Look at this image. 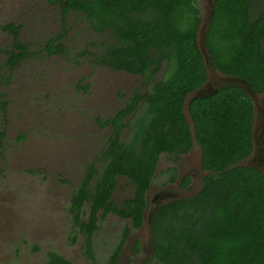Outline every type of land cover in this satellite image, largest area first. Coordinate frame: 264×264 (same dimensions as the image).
<instances>
[{
	"label": "trees",
	"instance_id": "1",
	"mask_svg": "<svg viewBox=\"0 0 264 264\" xmlns=\"http://www.w3.org/2000/svg\"><path fill=\"white\" fill-rule=\"evenodd\" d=\"M50 2L60 8L62 28L44 43L48 54L65 53L67 15L80 13L91 31L109 38L89 42L101 48L99 53L84 48L79 55L89 54L94 65L138 75L146 86L144 93L141 87L133 90L108 120L113 131L96 157L99 165L92 160L85 166L68 208L71 241L80 231L84 253L95 262L94 232L100 220L114 213L128 221L106 260L118 264L131 227L137 230L145 221L146 192L160 155L176 162L196 143L205 172L200 188L157 208L151 223L153 254L144 264H264V172L241 164L254 149L252 98L239 86L221 85L190 102L193 131L185 117L189 93L208 79L197 43V1ZM2 27L14 35L5 50V66L12 70L29 51L20 26ZM205 44L215 72L240 77L254 93L264 94V0H213ZM5 133L0 130V148ZM166 172L164 184L177 179L175 165ZM119 176L132 186V195L120 204L111 198ZM188 183L186 178L183 185ZM133 251H140L139 243ZM48 264L72 263L50 252Z\"/></svg>",
	"mask_w": 264,
	"mask_h": 264
},
{
	"label": "rangeland",
	"instance_id": "2",
	"mask_svg": "<svg viewBox=\"0 0 264 264\" xmlns=\"http://www.w3.org/2000/svg\"><path fill=\"white\" fill-rule=\"evenodd\" d=\"M196 1L202 8L205 0ZM8 23L20 26V39L29 51L12 70L5 66V50L14 40L2 27ZM66 25L65 53L50 55L44 43L61 32L59 6L50 0H0V130H6L0 149V264H46L51 250L73 264H106L128 223L113 214L101 220L94 236L95 262L84 254L82 235L71 241L69 197L108 134V128L98 126L95 117L110 115L120 101L118 93L128 94L140 85L141 78L94 65L89 54L79 55L84 48L99 53L101 48L89 42L109 38L108 33L91 31L80 13L70 11ZM216 74L212 73L211 87L219 82ZM257 105L261 108L264 99ZM200 154L194 143L180 158L177 167L183 178L196 173ZM171 165L161 154L148 191L151 206L155 202L150 199L161 190L179 191L177 183L164 184ZM117 181L112 199L120 204L132 195V186L126 177L119 176ZM200 184L197 181L181 194H195ZM150 239L147 224L132 229L119 264H139L150 254ZM136 243L140 251L135 254Z\"/></svg>",
	"mask_w": 264,
	"mask_h": 264
},
{
	"label": "flooded vegetation",
	"instance_id": "3",
	"mask_svg": "<svg viewBox=\"0 0 264 264\" xmlns=\"http://www.w3.org/2000/svg\"><path fill=\"white\" fill-rule=\"evenodd\" d=\"M106 67V66H105ZM109 68V67H108ZM111 69V68H110ZM10 70V69H9ZM116 71V70H115ZM123 72H125V71H123ZM126 73H128V72H126ZM128 74H130V73H128ZM130 75H133V76H135L134 74H130ZM141 78V77H140ZM217 79H218V76H217ZM216 80V79H215ZM211 81H213V80H211ZM220 82H221V80H219V82H218V80H217V82H215V83H213L214 85L212 86V87H217L219 84H220ZM141 85V86H140ZM140 85L139 86H134L133 88H131L130 89V91H129V93L128 94H123V93H118V94H120V101H119V103H118V105H117V108L110 114V115H108V116H106V117H103V116H96L95 117V122L97 123V125L98 126H100V127H102V128H108V134L104 137V141L102 140V141H100V146H99V149L97 150V153L91 158V160L90 161H94L95 160V165H96V167L99 165V162H97L96 161V157H97V155L100 153V150L101 149H104L105 147H106V144H107V138H108V136H109V134H111L112 133V131H113V126H112V124H111V122H109L108 120L111 118V117H113L114 115H115V113L119 110V108H121L122 106H123V104L125 103V101L127 100V98L130 96V94L133 92V90H135L137 87H141V91H142V93H144L145 91H146V86L145 85H142V79H141V83H140ZM258 101V100H257ZM125 121H126V118H125ZM255 132H254V149H253V151H252V153L245 159V160H243V161H245L247 164H249V166H255L256 164L258 165V166H260V167H262V168H264V105L261 107V108H258V105H257V108H256V112H255ZM126 132H127V128H125L124 130H123V136H125V134H126ZM6 134V133H5ZM21 135V134H20ZM20 135H18V138H19V136ZM5 137V136H4ZM21 138H23V137H21ZM20 138V139H21ZM122 139H123V137H121ZM3 144H4V138H3ZM2 147H3V145H2ZM1 147V148H2ZM0 148V149H1ZM192 149V148H191ZM190 149V150H191ZM200 149V148H199ZM187 154V153H186ZM183 155H185V154H181L180 156H179V159L176 161V162H173V161H171L172 163H173V165H175L176 167H177V163H178V161L180 160V158L183 156ZM159 160V159H158ZM89 161V162H90ZM88 162V163H89ZM158 163V162H157ZM86 166V165H85ZM84 169H85V167H84ZM84 172V171H83ZM204 171L202 170V168H201V154H200V161L198 162V168H197V171H196V173H191L189 176H186V177H182V173H181V170L178 172V167H177V179L175 180V181H173V182H167L166 184H171V183H174V184H176L177 183V187H178V190L179 191H177V190H175V189H168V190H161L157 195H155L154 197H152L151 199H150V202L153 204V202H155V204L154 205H150L149 204V200H148V191H149V189L147 190V192H146V197H147V206H146V209H145V216L148 214V212L149 211H154L155 210V208H156V206L159 204V206L161 205V204H163V203H165V202H167V200L168 199H170V201L171 200H174V199H177V198H179V197H182V196H185V195H182L181 193H182V190H189V189H192L193 187H195V184L197 183V181H199L200 183H201V181H202V178H203V176H204ZM82 175H83V173H82ZM82 175H81V177H80V179H79V181L77 182V184L74 186V188H73V190H72V192H71V195H70V197H69V201H68V206H67V211H68V215H69V219L71 220V217H70V213H69V205H70V201H71V198H72V195H73V193H74V190H75V188L76 187H78V185H79V183H80V180H81V178H82ZM186 178H189V183L188 184H186V185H183V181L186 179ZM201 185V184H200ZM117 186V185H116ZM116 189V188H115ZM115 191V190H114ZM114 193V192H113ZM194 195V194H193ZM112 196H113V194H112ZM112 196H111V198H112ZM188 196V195H187ZM164 201V202H163ZM123 202V201H122ZM121 202V203H122ZM169 202V201H168ZM87 214H88V210H87ZM109 214H113V215H115V216H117L116 214H114V213H108V215ZM107 215V216H108ZM106 216V217H107ZM106 217H105V219H106ZM119 217V216H118ZM123 219V218H122ZM102 220H104V219H102ZM125 220V219H124ZM98 224L100 225L101 224V220L98 222ZM144 224H146V222L144 221V223H143V225L142 226H144ZM71 226H72V220H71ZM70 226V231L72 230V227ZM141 226V227H142ZM140 227V228H141ZM77 229H78V227H77ZM133 228L131 227V230H132ZM96 231L97 230H95V232H94V235H93V237L95 236V233H96ZM131 232V231H130ZM79 234L80 235H82L83 236V234L79 231ZM129 236H130V234H129ZM129 236H128V238H127V241H126V243H125V245H127V243H128V240H129ZM73 243V242H72ZM83 243H84V237H83ZM149 243H151L152 244V241L150 240L149 241ZM117 244V243H116ZM115 244V245H116ZM83 245V244H82ZM114 245V246H115ZM125 245H124V248H125ZM151 246V245H150ZM83 248V247H82ZM124 248H123V250H122V252H121V254H120V258H119V261H120V259H121V257H122V255H123V252H124ZM143 251L145 252V254L148 252V250L146 251L145 250V248H144V246H143ZM50 252H55V253H58L59 255H62L63 256V254H61V253H59L58 251H56V250H51V251H49L48 252V254H47V262H46V264H48V261H49V253ZM85 254V253H84ZM136 254V253H135ZM86 256V255H85ZM65 257V256H64ZM66 258V257H65ZM66 259H68V258H66ZM69 260V259H68ZM70 262H71V260H69ZM119 261H118V264H119ZM72 263V262H71ZM73 264V263H72Z\"/></svg>",
	"mask_w": 264,
	"mask_h": 264
},
{
	"label": "water",
	"instance_id": "4",
	"mask_svg": "<svg viewBox=\"0 0 264 264\" xmlns=\"http://www.w3.org/2000/svg\"><path fill=\"white\" fill-rule=\"evenodd\" d=\"M212 12H213V0H205V3L201 8V24L197 32V43H198L199 50L202 53L204 57V61L206 63L208 79L201 87L191 91L185 101V117L188 120L192 131H193V123H192L191 117L188 112L190 102L194 98L212 94L221 85L232 84V85L241 87L252 98L254 102L255 112L257 108V100H259L260 98L264 99V94L254 93L244 79L240 77L232 76V75H223L218 72H215L214 65L212 64L210 55L207 51L206 44H205V37H206L208 26L210 24ZM212 73H217L216 75L218 76L219 80H221V83L217 87L210 86V80H211ZM254 130H255V122L253 126V138H254V132H255ZM241 164L249 165L245 161H242ZM255 166L262 169L264 172V168L258 166L257 164ZM158 207L159 205L156 206L154 211H149L148 214L145 216V222L151 234V239H150L151 241H152L151 223H152V219L155 214V211L157 210ZM152 254H153V247L151 244V251L149 255L151 256ZM149 255H146L145 257L141 258L139 264H144V262L147 260Z\"/></svg>",
	"mask_w": 264,
	"mask_h": 264
}]
</instances>
